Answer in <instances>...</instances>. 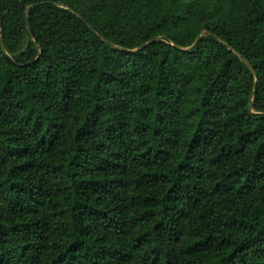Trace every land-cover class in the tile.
<instances>
[{
	"label": "trees",
	"instance_id": "1",
	"mask_svg": "<svg viewBox=\"0 0 264 264\" xmlns=\"http://www.w3.org/2000/svg\"><path fill=\"white\" fill-rule=\"evenodd\" d=\"M0 264H264V0H0Z\"/></svg>",
	"mask_w": 264,
	"mask_h": 264
}]
</instances>
